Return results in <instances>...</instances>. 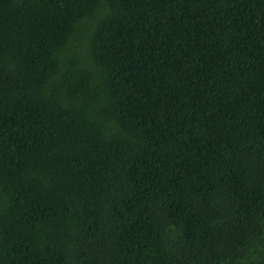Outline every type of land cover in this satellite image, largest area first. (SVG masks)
Segmentation results:
<instances>
[{
    "label": "trees",
    "instance_id": "16d2710c",
    "mask_svg": "<svg viewBox=\"0 0 264 264\" xmlns=\"http://www.w3.org/2000/svg\"><path fill=\"white\" fill-rule=\"evenodd\" d=\"M0 264H264V0H0Z\"/></svg>",
    "mask_w": 264,
    "mask_h": 264
}]
</instances>
